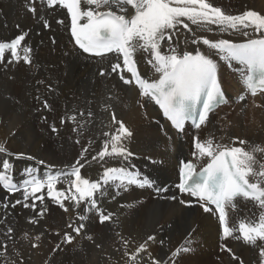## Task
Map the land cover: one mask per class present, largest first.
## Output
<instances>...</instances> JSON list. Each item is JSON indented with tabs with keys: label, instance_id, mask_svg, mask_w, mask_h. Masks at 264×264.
Returning <instances> with one entry per match:
<instances>
[{
	"label": "bare ground",
	"instance_id": "obj_1",
	"mask_svg": "<svg viewBox=\"0 0 264 264\" xmlns=\"http://www.w3.org/2000/svg\"><path fill=\"white\" fill-rule=\"evenodd\" d=\"M209 2L226 14L238 15L245 10L264 14V0ZM30 6L36 8L35 15L28 11ZM88 7L82 3V10ZM70 26L65 9L48 8L46 0H0V43L27 32L21 56L24 46L31 49L30 64H24L22 60L8 64L10 52L7 51L4 62L0 63V145L6 149L0 153V160L9 162L7 174L20 189L10 194L0 186V221H3L0 233L4 239L0 242V251L5 252L0 256V264H21V261L23 264H125L121 237L130 241L128 250L133 251L149 236L154 240L148 241V251L141 253L143 264H151L153 258L168 262L171 252L185 245L192 251L181 252L169 264H241V261L242 264H259V249L234 237L239 236L241 222H258L264 210L253 201L237 198L234 206L226 208L229 227L234 229L233 237L224 239L216 214L205 213L177 187L181 163L191 161L196 172L208 163L207 157H194L192 137H198L201 142L212 139L214 145L240 146L247 151L257 146L264 148V94L246 95L244 101H236V96L246 91L242 83V66L220 59L215 50L202 43H191L193 36L218 41L220 31L215 27L211 32L196 30L190 25L191 31L178 26L172 34V44L178 53L194 54L199 49L214 60L224 91L231 98L228 105L212 113L199 129L193 131L186 127L182 134H177L151 99L141 97L134 85H124L119 75L111 72V65L117 62L116 54L106 58L84 56L71 41ZM248 31L255 38V34ZM180 39L187 41L185 50L180 47ZM246 39L231 42L244 43ZM163 47L167 48V41L163 42ZM134 59L143 79L158 80L159 73L149 63L148 52L137 49ZM101 70L107 75L101 76ZM124 75L130 76L126 72ZM45 101L48 108H44ZM246 104L248 116L244 115ZM113 113L132 133L123 142L132 156L127 160H92L104 141L110 139L104 133L112 134L119 126L112 122ZM74 114L76 121L70 119ZM62 118L66 121L63 124ZM53 125L57 129L55 133L51 131ZM233 140H236L235 144ZM239 140L246 143L240 145ZM85 148L88 152L81 169L84 178L98 182L107 167H125L138 179L147 181L144 186L132 185L127 190L113 184L107 186L102 197L96 195L105 213H112L111 221L99 224L94 213L83 212L84 204L77 211L88 219L80 221L77 211L65 212L49 200L46 189L42 193L43 203L37 201L36 212L22 204L11 207L16 200L23 201L22 189L27 179H46L49 175L69 172ZM255 155L257 164L254 167L258 169L259 163H264V152ZM28 156L35 159L30 160ZM70 179L68 175H60L57 189L66 190ZM250 180L254 181V178ZM172 196L176 199H169ZM182 200L186 203H181ZM26 202L31 203V199ZM65 206L71 208V203L65 201ZM42 210L43 215H38ZM27 219H36L38 223H30ZM70 223L73 227L84 223L86 227L81 235H76L68 227ZM9 227L13 230L11 238L5 235ZM66 232L74 240L67 247L64 242L61 247ZM36 235H41L40 241L35 240ZM5 242L6 251L3 248ZM83 243L89 245L86 247L88 256L78 263L76 251ZM261 243L264 242L258 241ZM33 244L38 246L32 247ZM222 245L230 249L231 254L222 250ZM232 254L238 259L234 260Z\"/></svg>",
	"mask_w": 264,
	"mask_h": 264
},
{
	"label": "snow or ice",
	"instance_id": "obj_2",
	"mask_svg": "<svg viewBox=\"0 0 264 264\" xmlns=\"http://www.w3.org/2000/svg\"><path fill=\"white\" fill-rule=\"evenodd\" d=\"M82 3L89 6L87 10H82ZM46 4L51 9L57 6L66 9L71 18V36L84 53L101 58H106L112 53L116 54L117 62L111 65V72L118 74L124 85H134L141 97L155 102L178 131L183 130L187 120H193L195 127L199 129L207 122L209 114L226 100L214 60L199 49L194 54L187 51L180 54L173 46L172 34L178 26L191 31L187 22L209 32L213 31L212 26H215V29L221 33H239L246 37L244 43H233L227 39L212 41L193 36L191 43L197 45L202 43L209 49L215 50V54L219 55L220 59L237 62L242 66L243 87L252 96H256L257 92L264 93V14L255 10H245L238 15L226 14L209 0H46ZM28 11L35 15L36 8L30 6ZM82 20L86 22L81 23ZM44 26L49 27L48 24ZM17 27L19 28V25ZM248 30L255 34V38L249 35ZM27 35V32H21L10 42L0 43V63L4 62L6 51L10 52L8 64L18 63L21 60L24 64L31 63L29 47L22 48L21 56L22 42L26 41ZM165 41L167 48L163 47ZM137 49L150 54L149 63L159 73L158 80L149 82L141 77L134 59ZM125 72L130 76L126 78ZM99 74L107 75L104 70ZM244 99V95L238 97L239 101ZM48 107L45 101L44 108ZM80 115L83 116L84 113L81 112ZM91 115L92 113L89 112L88 116ZM70 119L76 121L77 117L74 114ZM65 122L62 118L61 123ZM112 122L118 124V128L112 134L104 133L105 136H110V139L104 141L102 148L91 157L92 160L105 161V158L127 160L132 156L123 143L132 133L122 121L116 119L114 113ZM73 130L76 131L75 128ZM51 131L57 132L54 125ZM193 143L194 157H207L208 163L198 173L192 163H183L177 185L179 192L196 198L205 213L218 214L223 238L233 237L234 229L229 227L226 208L234 206L237 198L253 201L264 210V163H259L258 169L254 167L257 164L255 154L264 152V148L257 146L247 151L240 146L214 145L212 139L201 142L198 137L194 138ZM235 143L236 140H233V144ZM245 143L239 140L240 145ZM5 151V147L0 145V153ZM87 152L88 149L85 148L67 173L49 175L46 179L36 177L27 179L22 189L23 201L16 200L11 207L15 208L22 204L24 208H31L36 212L37 201L43 203L42 193L46 189L48 199L65 212L77 211L84 204L86 207L83 212L94 213L99 224L104 225L111 221L112 213H105L96 195L102 197L107 186L113 184L118 189L127 190V187L132 185L144 186L147 181L138 179L135 173L125 167H107L102 173L101 180L92 182L81 174ZM27 158L35 159L32 156ZM40 164L43 165L44 162L40 161ZM0 168L3 169L0 171V186L10 194L19 191L20 189L12 183V178L7 174L9 162L0 160ZM60 175L71 177L64 191L57 189L58 183L61 182ZM250 178H254V181ZM30 199L31 203H27L26 201ZM169 199L174 200L176 197L172 196ZM65 201L71 203V208L65 206ZM181 203L186 202L182 200ZM5 207L7 208L8 205ZM38 215H43V210ZM77 218L80 221L88 219L79 211ZM29 222L35 224L38 220L31 219ZM68 227L76 235H81L86 225L80 223L73 227L70 223ZM238 230L239 236L234 238L241 239L246 245L257 247L259 264H264V243L258 244V241L264 242V211H261L258 222H241ZM12 231L9 227L5 235L11 238ZM35 240L40 241L41 235H36ZM73 240L71 234L64 233L65 243L71 244ZM121 240L124 247L122 255L126 258L125 264H143L141 253L148 251V241H153L154 237L149 236L147 241L140 243L133 251L128 250L130 241L124 240L123 237ZM37 246L32 245V247ZM221 247L231 254L230 249L223 245ZM3 248L6 251V242ZM191 251L192 249L186 245L181 246L171 252L168 262L153 258L151 264H169L181 252ZM4 255L5 252L0 251V256ZM232 258L238 259L234 254Z\"/></svg>",
	"mask_w": 264,
	"mask_h": 264
},
{
	"label": "rangeland",
	"instance_id": "obj_3",
	"mask_svg": "<svg viewBox=\"0 0 264 264\" xmlns=\"http://www.w3.org/2000/svg\"><path fill=\"white\" fill-rule=\"evenodd\" d=\"M188 24H189V26L191 25V23L190 22H187ZM190 27H192L193 29H196V30H203V28L202 27H199V26H196V25H191ZM212 27H215V26H212ZM217 37L218 38H220V39H227V40H229V41H236V40H241V39H244V36H242V35H240L239 33H232V32H225V33H221L220 34V32L217 34ZM182 38V37H181ZM182 40V41H181ZM186 42V43H185ZM185 43V44H184ZM179 44H180V47H181V49H183V50H185L186 48H187V41L185 40V39H180V42H179ZM247 106H245V109H244V115L245 116H248V113H247V107H249L248 106V104H246ZM251 109L252 108H250V113L252 112L251 111ZM247 110V111H246ZM250 115V114H249ZM194 138L195 137H192V140L194 141ZM27 221H30L29 219H27ZM253 223H256V222H253ZM2 233H0V242H3V234L1 235ZM3 239V240H2ZM64 243V241L62 242V244ZM68 244L69 243H66V245H65V243L63 244V245H61V247H64V245H65V247H67L68 246ZM89 246V245H88ZM85 243H83V244H80L79 246H78V248H77V251L76 252H78L77 253V256L78 257H76L77 258V260L79 261H77L78 263H81L82 261H84V260H86V257L88 256V252L86 251L87 250V248L86 247H88ZM80 252V253H79ZM87 252V253H86ZM18 257H21V255L18 253V255H17ZM79 257H81L80 259H79ZM31 260H33L32 259V257H31ZM48 264H55L54 262H50V263H48Z\"/></svg>",
	"mask_w": 264,
	"mask_h": 264
}]
</instances>
